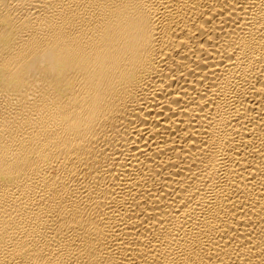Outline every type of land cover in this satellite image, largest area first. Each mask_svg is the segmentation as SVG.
<instances>
[{
    "label": "bare ground",
    "instance_id": "6f19581e",
    "mask_svg": "<svg viewBox=\"0 0 264 264\" xmlns=\"http://www.w3.org/2000/svg\"><path fill=\"white\" fill-rule=\"evenodd\" d=\"M0 264H264V0H0Z\"/></svg>",
    "mask_w": 264,
    "mask_h": 264
}]
</instances>
